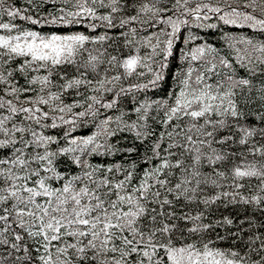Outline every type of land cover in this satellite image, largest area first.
<instances>
[{"label": "snow or ice", "instance_id": "6c2138e0", "mask_svg": "<svg viewBox=\"0 0 264 264\" xmlns=\"http://www.w3.org/2000/svg\"><path fill=\"white\" fill-rule=\"evenodd\" d=\"M25 4L0 0V264H264V0ZM221 25L252 35L197 43Z\"/></svg>", "mask_w": 264, "mask_h": 264}, {"label": "trees", "instance_id": "16d2710c", "mask_svg": "<svg viewBox=\"0 0 264 264\" xmlns=\"http://www.w3.org/2000/svg\"><path fill=\"white\" fill-rule=\"evenodd\" d=\"M15 4L16 6L19 7H25V0H15ZM51 6H44L42 9H40V14L43 15L46 12H48L50 10ZM5 20H7V17L4 18ZM16 23L18 24H24V22L17 20ZM24 26L26 28H32L33 30H37V31H41L42 33H49V32H53V31H58V32H66V31H87L85 28H74V29H64V28H58V27H54V26H44V27H40V26H31V25H27L24 24ZM103 29H98V32H102ZM116 32L119 31V29L115 30ZM199 31V30H197ZM225 33H232V34H243L246 33L248 35H252V33L250 32V30L244 29H237V28H230L227 26H223L221 25L218 29L216 30H206V31H202L200 32V36H201V40L197 41V43H200L202 41H207L209 44H212L214 46H216L219 49H223L224 48V34ZM92 35H95V33H92ZM183 35V34H182ZM262 37L257 36V39H260ZM183 44L182 43H178L177 44V49L182 48ZM177 68V62L175 60H173L172 63V67L169 69L168 71V77L167 80L163 86V89L166 90L172 83V71L175 70ZM240 74L243 76L245 75V73L243 72V70H241ZM21 83H23V80L21 79ZM156 95H163V91L162 90H158V92L156 93ZM68 102H71L73 97L69 96L66 98ZM128 107L130 108L131 105H128ZM110 115L112 113H109ZM254 122V121H252ZM92 131H94L93 128L91 127H84L82 129H79L77 131V133H75L76 135H87L90 134ZM119 142V146L121 147H128V146H132V138L130 136L124 135L123 137H116L114 138L113 142ZM137 149L138 151L134 154H132L131 157H129V159H138L139 156L143 153L144 149L143 146L137 145ZM95 162H99V163H111L114 161H123L124 157L123 156H116V157H111V158H103V157H97L94 158ZM126 162V161H125ZM66 167V165L62 164V170H64V168ZM141 167H144V165H141Z\"/></svg>", "mask_w": 264, "mask_h": 264}]
</instances>
